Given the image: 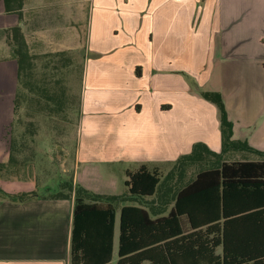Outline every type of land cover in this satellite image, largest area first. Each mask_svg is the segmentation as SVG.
<instances>
[{"label":"crops","instance_id":"crops-1","mask_svg":"<svg viewBox=\"0 0 264 264\" xmlns=\"http://www.w3.org/2000/svg\"><path fill=\"white\" fill-rule=\"evenodd\" d=\"M13 28L19 29L20 66L9 43ZM0 37L16 64L13 115L4 120L0 149L9 168L26 169V179L41 167L38 126L44 120L49 132L56 129L59 105L69 104L58 89L76 86L80 76L84 146L77 145L72 163L67 154L58 167L71 172L74 185L111 197L100 201L114 208L111 264L121 208L143 203L137 207L151 219L168 214L164 203L175 185L199 173V148L195 160L172 171L194 144L224 154L225 161L241 151L223 152L217 110L197 89L222 95L232 140L264 151V0H0ZM75 41L82 43L83 62L77 74L65 75L64 87L59 71L73 69ZM142 166L161 174L155 204L127 188L117 192L114 171L125 175L124 183L127 172ZM74 204V193L0 201V264H70ZM184 228L195 231L187 223Z\"/></svg>","mask_w":264,"mask_h":264},{"label":"trees","instance_id":"trees-1","mask_svg":"<svg viewBox=\"0 0 264 264\" xmlns=\"http://www.w3.org/2000/svg\"><path fill=\"white\" fill-rule=\"evenodd\" d=\"M18 30L12 29L9 43L15 46L14 57L20 66ZM197 90L217 110L223 152L245 150L263 159L225 161L222 154L211 152L203 143L194 144L190 154L175 162L172 171L195 160L198 148L199 163L206 167L193 179L175 185L164 203L168 214L151 219L141 207L121 208L116 264H264V151L232 140V123L222 95ZM210 157L215 159L212 163ZM126 177L124 185L133 196L156 197L162 188L161 174L154 169L142 166L127 172ZM72 193L70 264H111L114 208L100 203L111 197L74 185L72 178L61 182L48 196L62 199ZM39 197L36 192L13 194L0 187V201L21 203ZM185 223L195 231L185 233Z\"/></svg>","mask_w":264,"mask_h":264},{"label":"rangeland","instance_id":"rangeland-1","mask_svg":"<svg viewBox=\"0 0 264 264\" xmlns=\"http://www.w3.org/2000/svg\"><path fill=\"white\" fill-rule=\"evenodd\" d=\"M76 47H72L73 52L75 53V56L72 58L71 63L73 64V69H70V73L59 71V77H60V84L65 87L67 84L65 75H68L67 77H71V75L77 74V69L79 65L83 62V56H82V43L80 41H75ZM4 42L2 41V38L0 37V133L3 130V124L5 118H9L13 115V105L11 103V98L9 96V90L13 92L14 89V81H12V71L15 69V63L13 59L10 57V53L5 50ZM41 60L40 63L44 64L46 63L45 59ZM65 62V60H64ZM70 63V64H71ZM60 64V62H59ZM66 64V62H65ZM45 73V72H44ZM80 80V76H79ZM79 80L78 77L76 79V86H70L66 89H58L59 90V99L62 102L65 99H68L69 104L63 106L62 103L59 105L61 108L59 110V120L56 123L57 127L55 130L50 129L47 130V126L44 123V120L42 121V124L38 126V136L36 138L37 145H36V158L39 160L40 168L37 169L35 172L36 177L34 179H26L28 176L23 174V169H11L8 167V165L5 164V153L3 150L0 149V187L8 192V193H15L19 191H28V190H34L36 193H38L41 196H46L52 194L54 191H57V185L63 182L64 180H67L71 178V172H62V168L58 167V163L64 160L65 155H69L67 161L69 163H72V156L75 148L78 144H81V147L84 146L82 140H83V134L80 138V133L84 132L85 129V119L82 114V111L80 110V89H79ZM66 82V83H65ZM44 82H40L39 85H43ZM11 92V93H12ZM68 92L67 97L65 98V93ZM19 93V91H18ZM44 105H41L39 108V111H42ZM67 117L66 120H63V118ZM50 134V135H49ZM1 138V135H0ZM1 145V144H0ZM59 147H63L64 150L59 149ZM59 149V150H58ZM236 157L231 159L232 161H262V157L257 156L256 154L252 152H246V151H239L235 153ZM222 156H225L222 154ZM225 159V158H223ZM48 160L51 161V164H47ZM229 161V160H226ZM47 165V166H46ZM71 165V164H70ZM69 165V167H70ZM206 166L204 164L199 163V170L205 168ZM116 170V169H115ZM114 175L116 176L117 180V192L119 194H123L126 191V186L123 183V179L125 178V175L121 174L119 169L117 171H114ZM95 179V182L98 180ZM103 181H99L100 185L106 182L107 180L103 178ZM63 184V183H62ZM97 184V183H96ZM137 199L141 200V197H137ZM142 199H148V198H142ZM138 202H140L138 200ZM158 202L157 198H152L149 203L155 204ZM143 203H140L137 206L144 207L142 205ZM145 208V207H144Z\"/></svg>","mask_w":264,"mask_h":264}]
</instances>
